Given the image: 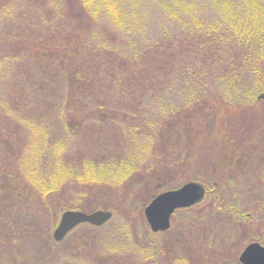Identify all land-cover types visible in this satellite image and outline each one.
<instances>
[{
	"label": "trees",
	"instance_id": "trees-1",
	"mask_svg": "<svg viewBox=\"0 0 264 264\" xmlns=\"http://www.w3.org/2000/svg\"><path fill=\"white\" fill-rule=\"evenodd\" d=\"M54 1L56 8L29 19L26 8L32 2L2 0L0 4V155L7 147L14 151L19 143L24 145L31 133L35 136L30 154L21 158L26 167L17 165L12 173L0 175L6 179L0 185L6 210L1 216L12 223L18 202L27 197V183L48 202L51 196L65 194L71 178L84 186L105 184L106 190L129 176L141 173L144 178V161L131 166L119 145L112 151L101 145L90 154V162L82 164V169L97 176H79L72 167L76 153L70 148L72 141L60 137L45 121L59 118L66 137L78 145L82 142L87 150L103 139L102 133L114 138L113 133L125 130L162 145L175 134L180 138L193 130L191 105L200 107L203 116L210 112L206 82L212 80V65L219 64L221 78L232 80L235 87L241 74L249 72L251 82L264 90L263 0H245L248 5L231 11L223 27L176 13L177 0ZM152 6L163 9L168 18V25L163 29L157 23L153 33L143 24ZM174 24L179 32L177 25L168 27ZM21 148L13 156L19 157ZM77 151L80 158L87 155L80 148ZM42 166L49 167L43 182ZM19 184L24 190L14 193ZM6 220H0V228L11 227Z\"/></svg>",
	"mask_w": 264,
	"mask_h": 264
},
{
	"label": "rangeland",
	"instance_id": "rangeland-1",
	"mask_svg": "<svg viewBox=\"0 0 264 264\" xmlns=\"http://www.w3.org/2000/svg\"><path fill=\"white\" fill-rule=\"evenodd\" d=\"M17 1L18 4L32 2V5L26 8V19L57 6L54 0ZM246 5L248 2L245 0H177L176 13L179 11L182 16L202 18L212 25L223 27L225 20L231 18V14L229 15L231 11L238 12ZM261 5L264 7V3ZM241 16L245 19V15ZM167 20L163 9L148 7L147 16L143 18L144 30L155 32L159 26L157 23L164 29L168 25ZM238 20L246 24V20ZM176 25L175 31L179 32L181 29L178 24L168 27L175 28ZM168 31L169 29L165 28L166 34ZM60 43L64 44L63 41ZM219 66L217 64L210 67L212 80L206 82L208 90L210 89L207 96L210 112L203 116L200 107L191 105L188 109L193 111L192 119L193 115L195 117L190 125L193 130L180 138L175 134L176 136L173 135L171 140L162 145L158 141L154 144L153 140L145 135L141 137L134 132L129 134L125 130L124 134L123 131L113 133L114 138L100 133L103 139L95 146L94 143L89 145L87 150L82 142L78 145L77 140L73 141L74 139L66 137L63 123L59 118H54L50 122L45 121L47 125L56 129L60 137L72 141L70 148L74 147L76 152L71 157L72 167L74 173H78L79 176L85 173H88L89 177L97 176L95 173L90 174V170L82 169V164L90 162V154H94L101 145H106L110 151L119 145L124 148L122 155H125L129 162L132 160L131 166L144 161V178H141V173H137L139 176H129L124 182L116 181L121 183H115L108 190L105 184L95 187L84 186V183L72 181L71 178V182L66 185L65 194L58 195L59 198L51 196L48 202L39 191L29 186L32 183H27L29 187L27 197L18 202L19 211L16 212L18 215L15 216L14 223H12L14 220H6L3 215L1 216L6 210L0 199V220H6L11 225L9 228H4L5 225L0 228V264H58L57 260L59 264H241L239 255L244 251L243 247L249 242L251 239L249 236L252 234L250 226L242 223L249 224L254 218L240 219L237 213L227 209L226 212L234 213V216L228 218L230 224L226 222L219 194L210 193L201 204L190 211V217L197 220L196 228L193 230L194 233L183 232L179 242L173 241L176 234L174 227L171 231L158 235L150 228L145 215L146 207L158 194L168 189L179 188L190 181L206 185L214 192L218 189L217 193H220L221 185H216L215 179L222 176L220 177L212 168L226 162L228 146L253 145L256 131L263 128L260 127L264 122V116L259 117L254 111V108H257V92L262 85L251 82L253 77L248 72L242 73V80L238 81L244 83V86L237 83L238 87H235L232 80L224 81L221 78ZM234 95H237L235 100ZM260 107L264 108V102H260ZM263 110L260 113H264ZM106 137L110 138L107 141L111 143L106 142ZM34 138L31 133L24 140V145L19 143L16 150L13 151L9 147L8 150L3 149L0 155V175L12 173L17 165L26 167L21 158L25 154L26 156L30 154L29 148ZM20 148L17 153L20 156H13ZM79 148L84 152L82 155L88 156L80 158L81 153L77 151ZM48 169L49 167L42 166L39 176L41 182L46 181L44 178L48 175ZM5 182V177L0 176V185ZM220 182L219 180L218 183ZM166 183L171 187L165 188ZM24 188V185L19 184L13 191L18 193ZM90 188H95L96 194H93ZM223 188L226 191L225 186ZM100 203L104 204L100 209L113 212L108 222L102 226L82 223L70 231L62 241L56 242L53 239L54 230L64 211L92 212L91 207L99 206ZM211 203L213 207L208 211L207 206ZM182 219H184L182 214L175 216L176 223ZM258 225L259 223L256 226L253 224V234H256L255 229ZM23 228L26 230L23 231ZM256 236L264 238L260 233ZM245 240L246 242L242 243ZM262 243L264 245V241ZM78 248L85 252L80 253Z\"/></svg>",
	"mask_w": 264,
	"mask_h": 264
},
{
	"label": "flooded vegetation",
	"instance_id": "flooded-vegetation-1",
	"mask_svg": "<svg viewBox=\"0 0 264 264\" xmlns=\"http://www.w3.org/2000/svg\"><path fill=\"white\" fill-rule=\"evenodd\" d=\"M257 93V108H254V111L258 113L257 116L261 117L264 116V113H260L262 109H264L260 107V102H264V90H260ZM261 124L262 125L260 128H263L256 131L255 139H253V145L236 147L228 146L226 150L228 152L226 162L221 165H215L214 167L211 166L213 167L212 169H214V171H217V174H220V177L222 176L221 178L216 177L215 179L216 185H221V189H219L220 193H217L218 189H215L214 192L209 190L210 188H208L206 185V187L203 185L205 189L203 200L192 206L177 208L170 218V227L166 230L157 231L155 232L156 234L159 235L169 232L174 227L176 229V234L173 241L179 242V238H182L183 232L194 233L193 230L196 228L197 220L193 217H190L189 213L192 209L201 204L210 193L213 192L217 195L219 194V201L222 203L220 205L221 210L224 214L225 221L229 224L230 220L228 218L234 216V213L226 212L227 209L237 213L240 219L245 218L246 220H249L254 218L249 224L242 223L243 225L250 226L249 228L252 229V234L249 236L251 239L248 240L249 242L245 247H243V250L251 243H260L263 245L262 241H264V238L256 236V234L259 233L264 235V122ZM219 180L221 181L220 183H218ZM223 186H225L226 191L224 190ZM236 201L238 202L236 203ZM212 207V203L207 206L208 211ZM178 214H182L184 219L178 220V223H176L175 216ZM240 223L241 222H239V224ZM258 223L259 225L255 229L256 234H253V224L256 226ZM245 242L246 240L242 243Z\"/></svg>",
	"mask_w": 264,
	"mask_h": 264
},
{
	"label": "water",
	"instance_id": "water-1",
	"mask_svg": "<svg viewBox=\"0 0 264 264\" xmlns=\"http://www.w3.org/2000/svg\"><path fill=\"white\" fill-rule=\"evenodd\" d=\"M205 189L198 182H188L178 189L158 194L145 209V215L152 231L166 230L170 227V218L177 208L192 206L203 200ZM113 216L109 210L98 209L93 212L66 210L62 213L53 237L62 241L70 231L82 223L102 226ZM243 264H264V245L249 244L240 255ZM211 264V263H206Z\"/></svg>",
	"mask_w": 264,
	"mask_h": 264
}]
</instances>
